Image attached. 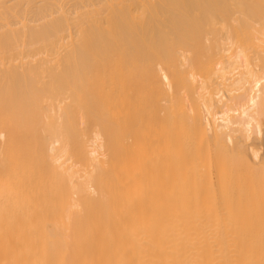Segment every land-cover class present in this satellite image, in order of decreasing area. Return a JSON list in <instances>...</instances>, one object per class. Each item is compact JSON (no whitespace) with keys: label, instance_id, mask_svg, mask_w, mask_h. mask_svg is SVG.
Returning <instances> with one entry per match:
<instances>
[{"label":"bare ground","instance_id":"bare-ground-1","mask_svg":"<svg viewBox=\"0 0 264 264\" xmlns=\"http://www.w3.org/2000/svg\"><path fill=\"white\" fill-rule=\"evenodd\" d=\"M0 264H264V0H0Z\"/></svg>","mask_w":264,"mask_h":264}]
</instances>
